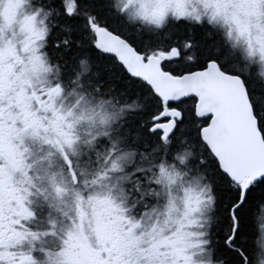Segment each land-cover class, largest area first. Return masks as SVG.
Listing matches in <instances>:
<instances>
[{"label": "snow or ice", "instance_id": "1", "mask_svg": "<svg viewBox=\"0 0 264 264\" xmlns=\"http://www.w3.org/2000/svg\"><path fill=\"white\" fill-rule=\"evenodd\" d=\"M0 264H264V0H0Z\"/></svg>", "mask_w": 264, "mask_h": 264}]
</instances>
